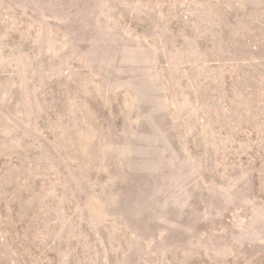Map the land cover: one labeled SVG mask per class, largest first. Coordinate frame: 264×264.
<instances>
[{"label":"rangeland","instance_id":"1","mask_svg":"<svg viewBox=\"0 0 264 264\" xmlns=\"http://www.w3.org/2000/svg\"><path fill=\"white\" fill-rule=\"evenodd\" d=\"M0 264H264V0H0Z\"/></svg>","mask_w":264,"mask_h":264}]
</instances>
